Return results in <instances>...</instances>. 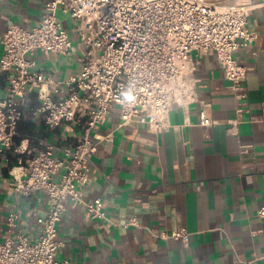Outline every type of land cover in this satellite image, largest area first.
<instances>
[{
	"label": "crops",
	"instance_id": "obj_1",
	"mask_svg": "<svg viewBox=\"0 0 264 264\" xmlns=\"http://www.w3.org/2000/svg\"><path fill=\"white\" fill-rule=\"evenodd\" d=\"M52 0H0V58L5 32L13 25L34 26ZM59 19L73 40L68 55L37 52L38 69L56 82L81 69L79 22L60 11ZM249 28L258 33L251 47L241 48L236 59L248 68L242 90H233L214 52L193 53L198 64L197 98L187 106H174L170 128L161 134L148 126H122L114 108L93 136H108L92 156L85 197H101L111 220L89 219L72 204L59 224L64 242L58 259L69 264H264V131L256 118L264 104V10H253ZM8 74L0 69V98L7 95ZM39 86L26 89L25 116L17 146L22 152L0 154V239L7 234L11 213L19 215V231L37 239L39 218L49 209L43 192L26 197L16 190L12 173L25 172L26 160L45 144H78L81 127L66 123L49 129L31 110L40 104ZM67 87L54 91L65 97ZM246 94L245 97H242ZM217 123L201 124L200 112ZM136 219L139 226H126ZM187 229L190 240H163L154 234Z\"/></svg>",
	"mask_w": 264,
	"mask_h": 264
},
{
	"label": "built area",
	"instance_id": "obj_2",
	"mask_svg": "<svg viewBox=\"0 0 264 264\" xmlns=\"http://www.w3.org/2000/svg\"><path fill=\"white\" fill-rule=\"evenodd\" d=\"M256 9L264 10V0H52L37 25L8 28L0 58V69L10 80L7 95L0 98V154H22L17 139L30 85L40 88L41 102L31 110L33 116L42 118L51 130L75 123L83 135L78 144L47 143L26 160L19 158L18 164H25L21 175L12 168L17 192L26 197L43 192L49 209L39 218L42 232L35 240L18 230L17 213L8 216V234L0 239V264H69L58 259L64 245L59 224L72 204L80 206L89 219L111 223L103 199L85 197L92 156L102 139H109L93 136L94 130L118 108L122 126L137 123L156 134L166 132L171 109L196 101L194 52H214L233 90L241 91L248 68L235 55L258 39L248 22ZM60 11L79 22L83 55L80 71L56 82L38 69L35 55L66 56L73 48ZM64 86L68 94L55 98L53 92ZM262 109L256 122L264 131V104ZM200 118L204 126L217 123L205 109ZM260 213L264 214V208ZM139 225L136 219L126 224ZM154 235L188 244L191 233L179 229Z\"/></svg>",
	"mask_w": 264,
	"mask_h": 264
}]
</instances>
